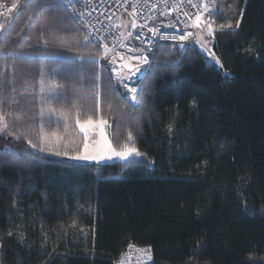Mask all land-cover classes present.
Wrapping results in <instances>:
<instances>
[{
  "label": "trees",
  "instance_id": "16d2710c",
  "mask_svg": "<svg viewBox=\"0 0 264 264\" xmlns=\"http://www.w3.org/2000/svg\"><path fill=\"white\" fill-rule=\"evenodd\" d=\"M57 2L24 0L0 39L10 131L38 143L42 126L74 152L77 115L102 116L115 147L131 131L143 155L93 164L37 154L27 168L0 166V264H114L132 243L152 248V264H264V0H214L218 63L193 37L183 52L159 42L157 57L177 65L151 95L138 88L139 106L68 9L41 7ZM23 52L34 55L12 58ZM89 55L101 58L79 59ZM5 145L27 146L0 134Z\"/></svg>",
  "mask_w": 264,
  "mask_h": 264
},
{
  "label": "snow or ice",
  "instance_id": "6c2138e0",
  "mask_svg": "<svg viewBox=\"0 0 264 264\" xmlns=\"http://www.w3.org/2000/svg\"><path fill=\"white\" fill-rule=\"evenodd\" d=\"M28 7L26 3L24 5ZM17 7L16 3H13L8 12H11L12 9ZM43 8H58L64 7L70 11H73L75 5L73 0H67V3L64 0H58L57 3L44 4L41 5ZM175 10V8H173ZM203 12L208 13L209 19H202V14H198L194 20V26L201 28L202 26L206 28L207 34L212 35L215 31L213 28L212 21L210 19L213 12L209 11L208 3H204ZM188 14L185 13V16ZM75 19L76 16L74 15ZM80 18L83 19V13L80 14ZM42 21L46 20V17H41ZM191 19V17H189ZM135 27V25H133ZM239 25L237 24V27ZM221 29L225 26L220 25ZM229 29L232 28L231 24H228ZM0 29H4V23L0 22ZM151 36L158 37V41H153V39L148 38L142 40L141 36L136 37L137 40L141 41V44H146L147 47H140L131 52L130 55H120L115 53L114 48H110L108 44H105L102 50V56L107 58L111 54L112 67L111 72L113 74V79L115 83L121 86V90L124 93L125 99L131 103L135 102L136 106H139L141 101L138 100V88L139 95L141 98L151 95L153 83L155 79L168 68L175 67L177 61H173L171 64L163 63L153 51L154 48L158 46L159 41H174L171 48L173 50L180 49L182 52L186 50L187 46L184 41L188 40L189 37L193 36V33L186 32L185 34L173 35L162 33L158 29H151ZM130 35V34H129ZM87 39V38H85ZM200 40H203V36H200ZM61 43L64 42L61 38ZM45 45L48 44L47 40L43 42ZM206 43V41H205ZM115 44V41H113ZM201 48L204 47L202 43ZM0 51H3L0 49ZM7 56V53H5ZM34 54L30 52H23L13 54L12 58L28 59L32 58ZM209 56L213 58L214 61H217L218 58L215 57L214 53L209 52ZM151 56V60H150ZM43 58V57H41ZM101 57L95 55H89L88 57H79V59L84 60L90 64H97ZM119 64V67H116V64ZM147 66V67H145ZM80 71H84L83 68ZM151 74V75H150ZM44 80H41V85L43 86ZM136 85V86H133ZM43 92V87L41 88ZM41 114L43 115V105H41ZM75 124L78 126L80 133L83 135V140L80 145L74 146V152L68 150V145L64 143V137L62 135L52 133L51 135L43 133L41 126V135L39 137V142L34 143L32 139L27 138L26 134H17L16 132L10 131L9 125L5 116L0 113V134L4 135V138L12 137L15 142H20L21 140H26V147H10L3 146L0 148V166H17L21 168H27L32 165L33 160L37 157V154H45V156H40L39 159L44 160L46 155H55L59 157H67L73 160H83V161H100L104 159H111L112 157H119L121 159H127L129 156H141L142 153L135 146H129V142L133 141V133L128 132L127 141L122 144L119 149L113 147V145L108 142L105 133L104 126L106 124L105 119L101 116L99 119H93L92 116H88L86 119L81 120L79 115H77ZM67 128V125H65ZM245 211H249L247 207L244 208ZM12 233L9 232L8 236H11ZM3 247V241H0V248ZM130 248L132 245L129 246ZM139 252L146 254L148 260L152 259L151 256V247L149 246L146 249H137Z\"/></svg>",
  "mask_w": 264,
  "mask_h": 264
},
{
  "label": "built area",
  "instance_id": "2783aa9c",
  "mask_svg": "<svg viewBox=\"0 0 264 264\" xmlns=\"http://www.w3.org/2000/svg\"><path fill=\"white\" fill-rule=\"evenodd\" d=\"M64 2L67 3V0ZM21 3L17 1V7L8 12V8L13 3L0 0V22L4 23V29H0V39L6 33ZM73 3L74 10L69 11L72 16H76L75 20L87 36L94 40H102L105 44L106 41H115L113 46L122 42L124 43L123 51L129 53L142 46L147 47L146 44L142 45L141 41L136 39L138 35L142 40L151 38L153 41H158V37L151 36V29H158L162 33L173 35L192 33V30L187 27L194 23L196 15L202 14V19L209 17L208 13L203 12L204 3H208L209 11H214V0H73ZM81 13L84 16L83 19L80 18ZM185 13L188 15L185 16ZM169 16L172 18L168 20ZM123 19L135 25L130 30L127 40L123 39L124 34L120 27ZM191 38L192 36L184 43L187 44Z\"/></svg>",
  "mask_w": 264,
  "mask_h": 264
},
{
  "label": "rangeland",
  "instance_id": "374dc122",
  "mask_svg": "<svg viewBox=\"0 0 264 264\" xmlns=\"http://www.w3.org/2000/svg\"><path fill=\"white\" fill-rule=\"evenodd\" d=\"M18 2H24V0H17ZM169 18H172L171 16H169L167 19L169 20ZM208 18H204V20H207ZM134 24H132L129 20H127V19H123L122 21H121V24H120V27H121V29H122V33L124 34V40H127L128 38H129V34H130V30L134 27L133 26ZM193 31H192V33H193V39H197L198 40V42H199V44L201 45L202 43L204 44V47H203V49H204V51H206V53L208 54L209 52H211V53H214L213 52V47H211V42H210V37L212 36H210V35H208L207 34V30H206V28L205 27H201V28H197V27H195L194 26V23H193ZM200 36H203V40H200ZM192 39V40H193ZM191 40V39H190ZM205 41H206V43H205ZM115 51V53H119V52H122V54H124L125 56H127V55H130L131 53H129V52H127V51H123V49L120 47L119 49H117V50H114ZM209 56V55H208ZM209 58H210V60H212V61H214L213 60V58L211 57V56H209ZM107 59H108V62L109 63H111V66H112V61H111V54L109 55V57H107ZM215 62H220V60H219V58H218V60L217 61H215ZM116 67H119V64L117 63L116 64ZM145 67H147V66H145ZM120 86V85H119ZM133 86H136V85H133ZM94 119V118H93ZM97 119H99V118H97ZM105 121H106V124H105V126H104V133H105V136H106V138H107V140H108V142H110L111 144H112V142H111V133H109V127H110V123H109V121H107L106 119H105ZM113 145V147H115L114 146V144H112ZM129 146H131V145H129ZM117 148V147H116ZM117 149H119V148H117ZM140 152V151H139ZM141 153V152H140ZM133 157H140V156H135V155H132V156H129L127 159H121V158H119V157H112L111 159H104V160H100V161H83V160H73V161H76V162H79V163H82V162H86V163H98V164H103V163H105V162H117V161H127L128 159H130V158H133ZM123 262H124V264H126V261H125V259L124 260H122ZM128 264H131V261L129 260L128 261Z\"/></svg>",
  "mask_w": 264,
  "mask_h": 264
},
{
  "label": "bare ground",
  "instance_id": "6f19581e",
  "mask_svg": "<svg viewBox=\"0 0 264 264\" xmlns=\"http://www.w3.org/2000/svg\"><path fill=\"white\" fill-rule=\"evenodd\" d=\"M69 11V10H68ZM70 12V11H69ZM71 14V13H70ZM73 17V16H72ZM122 30V29H121ZM90 37V36H89ZM91 38V37H90ZM93 39V38H91ZM94 40V39H93ZM98 42L99 45H102L104 47L105 43L102 42V40H95ZM170 42H173V41H170ZM168 42V43H170ZM175 43V42H173ZM106 44H108L109 47H112L114 48V50H117L119 49L120 47L122 49H124V43L122 42H119L117 45L113 46V42H110V41H106ZM122 53V52H121ZM149 246H144V247H141V246H138L134 243H132V247H128L127 248V251L126 253L123 254V257H121L117 262H115L114 264H121L125 259L126 261V264H128V261L130 260L131 261V264H152L154 259H153V252H152V248H151V256H152V259L151 260H148L146 258V254L143 253V252H139L137 251V249H146L148 248Z\"/></svg>",
  "mask_w": 264,
  "mask_h": 264
},
{
  "label": "water",
  "instance_id": "95a60500",
  "mask_svg": "<svg viewBox=\"0 0 264 264\" xmlns=\"http://www.w3.org/2000/svg\"><path fill=\"white\" fill-rule=\"evenodd\" d=\"M118 54H120V55H124V54H122L121 52H119Z\"/></svg>",
  "mask_w": 264,
  "mask_h": 264
}]
</instances>
